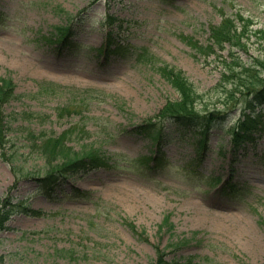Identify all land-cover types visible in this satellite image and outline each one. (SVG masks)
Listing matches in <instances>:
<instances>
[{
  "label": "rangeland",
  "instance_id": "obj_1",
  "mask_svg": "<svg viewBox=\"0 0 264 264\" xmlns=\"http://www.w3.org/2000/svg\"><path fill=\"white\" fill-rule=\"evenodd\" d=\"M83 10L76 36L61 45L57 35L66 25L63 11L77 15ZM241 15L252 22L242 41L246 49L226 44L201 53L188 44L192 38L208 46L211 25ZM108 16L133 26L116 37L126 48L106 56L92 47L103 45ZM260 31L264 0H0V77L11 78L21 96L4 111L43 118L17 121L16 135L26 129L58 136L72 127L78 135L68 146L93 145L110 156L105 167L68 179L49 196L38 189L37 180L23 176L25 169L42 173L41 156L30 154L26 142H16L25 156L13 166L0 150V202L16 184L12 195L17 205L0 233L3 264H153L157 248L167 253L168 264H264V136L231 166L230 134L215 130L196 165L189 133L181 139L172 127L165 128L167 138L152 146L133 132L167 101L178 99L150 65L137 61L139 49L182 69L205 93L219 84L221 60L229 61L231 50L232 58L244 62L263 57ZM41 82L66 90L30 98ZM221 91L219 85L213 88L205 104L222 108L217 103ZM69 103L80 104L84 113L59 119L57 109ZM231 125L227 120L225 128ZM158 148L169 165L154 173L143 158ZM213 177L221 178L220 185H211ZM227 181L237 182L238 188L224 190ZM22 203L42 216L25 213ZM165 220L172 230L165 225L160 231ZM183 238L190 244L169 249Z\"/></svg>",
  "mask_w": 264,
  "mask_h": 264
},
{
  "label": "trees",
  "instance_id": "obj_2",
  "mask_svg": "<svg viewBox=\"0 0 264 264\" xmlns=\"http://www.w3.org/2000/svg\"><path fill=\"white\" fill-rule=\"evenodd\" d=\"M84 13V10L77 15L64 13L66 25L60 28L57 36L60 43L67 44L68 40L76 35L75 28L83 23ZM103 23L108 27L103 38L104 48L96 50L108 55L125 49L126 47L121 45L116 37L123 32H129L133 24L113 16H108ZM251 24V20H246L242 15L234 18L225 17L218 25L210 26L209 41L211 43L208 46L204 47L192 38H188V44L201 53L205 52L207 48L214 51V46L219 49L223 48L226 44L238 50L246 49V44L242 41H245L247 32L251 30ZM260 33L264 34L263 31H260ZM261 45L260 52L263 57H260V55L251 56L249 61L244 62L240 57L232 58L235 53L231 50L230 60H221L220 64L223 70L218 85L222 91L219 93L220 97L217 103L221 102L222 108H212L205 104V98L208 99L209 93L213 92V89L201 93L182 69L164 61H159L149 55L147 49L143 48L137 51L135 55L137 61L150 65L171 85L178 93L179 98L175 101H167L157 114L137 124L133 132L149 138L152 146H159L165 135L164 128L175 126L180 131H194L195 135L199 136L193 142V146L197 153V160L200 161L203 157V151L207 149L206 143L209 132L217 127H222L225 120L236 110V124L229 130L232 135L231 151L234 155H237L240 151L247 150L250 145L254 146L256 136L264 133V44ZM39 86V92L31 95L32 98L39 95H56L66 89L64 86L53 82L39 83ZM92 95L98 98L95 94ZM18 98L19 95L15 93V84L12 79L0 77L1 153L3 158L14 166V164L21 161L23 155L25 156L19 148L15 147L16 142L21 141V144L26 142V145L23 146L29 149L30 154L41 156L45 160V168L42 173L35 174L27 169H25V173L23 172L24 177L37 180L38 189L41 192L51 196L55 194L54 190L56 188L62 189L68 179L108 164L110 156L101 147L83 145L80 150H74V148L68 146L72 136L78 135V131L72 127L58 136L42 132L36 135L35 132L26 129L21 136L16 135V129L13 128L14 123L19 121L20 118L32 121V117L35 116L33 113L28 112L19 115L16 113L7 115L4 112V104ZM221 98L226 100H221ZM86 101L88 102V100ZM78 103H74L73 107L69 103L57 109L59 119L75 113L80 114L81 110L78 109L80 104ZM37 117L41 119V116H35V118ZM46 119H49V117L46 116ZM220 155L224 156V153L222 152ZM143 160L146 167L154 172L161 170L164 162L166 163L165 153L161 149L150 156L144 157ZM215 179L218 180V178ZM15 188L16 184L9 189L0 202V233L7 229L10 216L17 206L13 203L14 197L12 195ZM232 189L234 188L232 187ZM21 206L27 214L31 212L34 216L42 215L41 211H30L23 203ZM164 225H168L170 229L173 228V225L166 220L163 222ZM160 230H162V226ZM189 243L188 239H180L171 242L169 246L175 250ZM165 257V251L157 249V260L153 264H168ZM0 264H3L2 256H0Z\"/></svg>",
  "mask_w": 264,
  "mask_h": 264
}]
</instances>
